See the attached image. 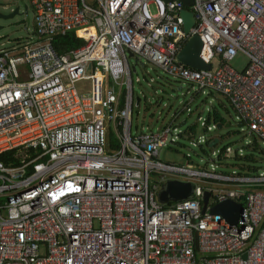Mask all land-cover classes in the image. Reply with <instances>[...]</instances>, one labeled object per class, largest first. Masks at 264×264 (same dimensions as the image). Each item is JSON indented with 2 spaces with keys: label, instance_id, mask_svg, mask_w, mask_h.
I'll return each mask as SVG.
<instances>
[{
  "label": "built area",
  "instance_id": "obj_1",
  "mask_svg": "<svg viewBox=\"0 0 264 264\" xmlns=\"http://www.w3.org/2000/svg\"><path fill=\"white\" fill-rule=\"evenodd\" d=\"M29 1L31 33L0 42V264H264V172L160 162L175 129L132 135L127 57L225 96L264 147V0H192L187 33L178 0ZM67 34L81 42L61 51ZM193 36L208 70L178 59ZM166 180L191 194L160 203ZM225 200L234 224L209 211Z\"/></svg>",
  "mask_w": 264,
  "mask_h": 264
},
{
  "label": "rangeland",
  "instance_id": "obj_2",
  "mask_svg": "<svg viewBox=\"0 0 264 264\" xmlns=\"http://www.w3.org/2000/svg\"><path fill=\"white\" fill-rule=\"evenodd\" d=\"M15 8H18V14L8 19L0 18V42L25 39L31 33L33 10L30 1L0 0V13L7 15ZM127 57L134 98L132 135L157 133L167 126L175 129V141L159 150L160 162L181 167L189 163L194 168L207 170L214 163L217 167L213 170L219 173L235 171L254 175L264 172V147L259 139L248 134L246 126L239 122L238 115L225 96L205 89L199 91L195 85L173 78L142 57L138 60L136 56ZM247 62V57L238 52L228 65L241 71ZM136 97L140 98L138 104L135 103ZM215 114L222 121L220 129L215 128ZM173 115H176L175 119ZM203 120H207V126L214 125V128L206 130V126L201 125ZM182 122L184 124L180 126ZM187 128H191L192 132ZM214 138L218 139L217 144L208 147V140ZM226 147L241 148V157H221L217 160L218 152Z\"/></svg>",
  "mask_w": 264,
  "mask_h": 264
},
{
  "label": "water",
  "instance_id": "obj_3",
  "mask_svg": "<svg viewBox=\"0 0 264 264\" xmlns=\"http://www.w3.org/2000/svg\"><path fill=\"white\" fill-rule=\"evenodd\" d=\"M166 2L172 0H165ZM180 4L183 6V9L180 12V16L182 18V31L187 33L188 30L194 25V16L193 13L190 11V6L192 4V0H178ZM26 11V7H25ZM18 14V8H15L12 12L5 15L0 13L1 19H8ZM201 43L197 36L191 37L186 44L183 46L182 50L178 54V59L184 65L189 66L195 69H210L209 65L204 64L198 57L200 51ZM131 56V53L128 54ZM140 98H135V103L138 104ZM185 122V121H184ZM184 122L180 124L183 125ZM227 126V124H226ZM222 127L220 122L215 123V128L220 129ZM218 139L214 138L212 141L209 142V146L217 143ZM193 185L189 182H181L178 180H166L164 181L160 189L157 193V200L162 204H168L169 202L178 201L187 198L192 192ZM208 193L205 192L202 198V209L201 212H204L205 204L208 199ZM241 206L240 204L232 201V200H225L221 203L214 205L210 208L211 213H220L225 218V220L230 223L234 224L238 216L240 214Z\"/></svg>",
  "mask_w": 264,
  "mask_h": 264
},
{
  "label": "trees",
  "instance_id": "obj_4",
  "mask_svg": "<svg viewBox=\"0 0 264 264\" xmlns=\"http://www.w3.org/2000/svg\"><path fill=\"white\" fill-rule=\"evenodd\" d=\"M80 40L76 39L74 36H72L71 34H67L65 36H62L61 38L57 39V42L59 44V49L61 51H65L67 48L69 47H73V46H77L80 44ZM207 122V120H206ZM213 122L217 123V122H222L221 119L219 118L218 115H214L213 118ZM187 130H189L190 132H192L191 128H187ZM108 139L110 140L111 144L113 147H115V139L109 134L108 135ZM11 151L5 152L3 154H0V160H2L3 162H7V158L5 157L7 154H10Z\"/></svg>",
  "mask_w": 264,
  "mask_h": 264
},
{
  "label": "clouds",
  "instance_id": "obj_5",
  "mask_svg": "<svg viewBox=\"0 0 264 264\" xmlns=\"http://www.w3.org/2000/svg\"><path fill=\"white\" fill-rule=\"evenodd\" d=\"M215 124V123H214Z\"/></svg>",
  "mask_w": 264,
  "mask_h": 264
}]
</instances>
